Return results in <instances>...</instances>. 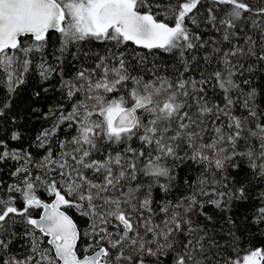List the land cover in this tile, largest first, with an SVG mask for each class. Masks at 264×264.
<instances>
[{
	"label": "snow or ice",
	"instance_id": "6c2138e0",
	"mask_svg": "<svg viewBox=\"0 0 264 264\" xmlns=\"http://www.w3.org/2000/svg\"><path fill=\"white\" fill-rule=\"evenodd\" d=\"M211 3L230 6L225 18L208 7L199 19L202 0H0V87L9 95L33 70L42 80L57 72L45 58L52 33L58 64L72 46L79 52L95 42L106 52L70 79L60 72L70 108L45 115L55 119L35 137L39 158L0 138V163L16 162L14 182L4 188L0 181V264H264V246H253L257 235L264 238V191L252 196L253 182H264V86L257 83L264 80V6ZM161 8L174 24L157 19ZM189 23L221 34L198 78L186 75L197 57H183L206 42ZM129 43L179 51L183 71L174 79L136 73L115 51ZM185 162L198 175L185 180L187 194L170 199L173 169ZM154 190L165 195L157 201ZM253 200L251 215L239 223L228 215L219 230L206 211L230 213ZM222 234L234 255L217 239ZM20 238L24 255L12 251Z\"/></svg>",
	"mask_w": 264,
	"mask_h": 264
},
{
	"label": "trees",
	"instance_id": "16d2710c",
	"mask_svg": "<svg viewBox=\"0 0 264 264\" xmlns=\"http://www.w3.org/2000/svg\"><path fill=\"white\" fill-rule=\"evenodd\" d=\"M163 5H167L170 0H160ZM175 3V0H171ZM253 8H258L264 6L261 4V0H246ZM208 7H212L215 10L216 15L223 19L225 18L224 12L230 7L228 5H217L211 3V0H202L201 6H199V11L197 17L202 19L207 15ZM160 15L157 19L168 23L169 25L174 24V20L165 19V9L161 8L159 10ZM248 15V14H245ZM189 29L193 32H198L202 39L206 42V48H197L191 52L185 53L183 57L184 60L191 61V57L195 55L197 57L196 61H191L190 71L186 75H191L198 78L200 72L204 70L207 65L204 61L205 52H211L213 44L219 42L220 33L216 32L211 27L201 26L196 28L189 23ZM58 35L55 33L50 34L49 46L45 49V58L47 61L57 68V72L52 74L51 79L42 80L39 76L37 70L31 71L25 77V83L19 85L16 91L9 95L3 87H0V107H2L6 102L10 103V107L4 109V115L0 116V138H3L10 149H17L20 151L31 152L34 156L39 158L43 154V150L35 146L36 135L44 128H48L53 123L55 117L45 118V115L49 113V110H53L56 114H59V106L63 105V109L67 111L70 108V102L64 97L63 92L60 89L59 81L61 79L60 72H63L65 79H70L82 64L91 65L95 59V55H105V46L96 44L95 42L91 44H84L80 51L77 52V46H72L64 58L63 64H58L55 60V56L59 55L57 49L59 48ZM115 51H123L125 57L128 58L130 62V68L134 69L136 73L141 75L152 76L153 71L161 76H166L170 79L178 77L179 73L183 71L184 63H182V58L179 51H173L171 53H163L158 49L147 50L139 48L131 43L116 48ZM77 52L79 59L74 60L71 53ZM84 52H90L88 57L83 55ZM140 57L144 58L143 64L139 62ZM39 57L34 60V63L38 62ZM215 65H213L214 67ZM257 83L264 86V80L257 78ZM44 89H47L45 91ZM39 91L40 95L36 96L35 93ZM210 95H211V89ZM219 99V97H216ZM17 131L20 133L21 139L17 141H12L9 139L11 132ZM66 131L62 128L57 134L59 139H63L66 135ZM52 146L55 148V139L53 140ZM16 162L12 160L0 163V181H2V186L4 188L7 185L14 182V177L11 172L14 171ZM173 174L175 175V180L173 184L175 187L168 193V198L175 199L181 194H187L189 191L188 184L185 180L195 181L198 170L197 166L191 162H185L180 164L178 167L173 169ZM252 196L255 197L260 191H264V182L256 183L253 182L252 185ZM43 195V193H42ZM165 194L159 192L158 190L153 191L154 198L159 201ZM48 199V197H44ZM255 201H249L244 205L234 206L230 213H220L217 209L207 206L206 211L210 215H214L217 218V230H219L220 225L224 223V217L232 215L237 218V222H240V218L247 214L251 215L253 205ZM70 216L73 217L74 221L78 224H83V219L78 215L74 209L66 210ZM33 215H38V212H34ZM201 222H204L203 216H198ZM18 233H23V226L17 225L15 229ZM217 239L221 245L225 246L226 252L228 254H233L230 248L226 247L228 238L226 234L218 235ZM253 246H264V238L259 235L256 236L253 241ZM12 251L14 254L24 255L26 254V241L23 238L14 240L12 244Z\"/></svg>",
	"mask_w": 264,
	"mask_h": 264
},
{
	"label": "water",
	"instance_id": "95a60500",
	"mask_svg": "<svg viewBox=\"0 0 264 264\" xmlns=\"http://www.w3.org/2000/svg\"><path fill=\"white\" fill-rule=\"evenodd\" d=\"M136 46V45H135Z\"/></svg>",
	"mask_w": 264,
	"mask_h": 264
}]
</instances>
